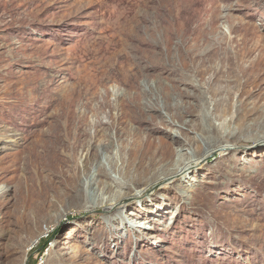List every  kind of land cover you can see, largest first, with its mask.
<instances>
[{"label":"rangeland","instance_id":"rangeland-1","mask_svg":"<svg viewBox=\"0 0 264 264\" xmlns=\"http://www.w3.org/2000/svg\"><path fill=\"white\" fill-rule=\"evenodd\" d=\"M172 13H199L193 26L245 48L249 85L262 88L255 104L263 107L264 0H0V264H264V133L244 136L249 125L259 129L252 98L241 126L235 110L218 118L186 99L189 128L171 146L192 164L111 185L120 193L110 199L104 176L83 192L64 181L63 165L42 156V143L71 114L88 135L69 163L75 182L86 173L87 147L90 171L96 149L109 168L105 144L116 159L110 173L123 177L115 135L125 139L126 128L170 140L162 132L175 126L151 122L147 111L139 118L126 105L134 85L165 114L176 102L161 36L169 28L160 25ZM104 99L114 106L111 119Z\"/></svg>","mask_w":264,"mask_h":264},{"label":"bare ground","instance_id":"bare-ground-1","mask_svg":"<svg viewBox=\"0 0 264 264\" xmlns=\"http://www.w3.org/2000/svg\"><path fill=\"white\" fill-rule=\"evenodd\" d=\"M200 16L199 13H172L163 17L161 21L163 23L160 24H164L166 29L167 27L169 28V32L168 30L164 31L161 36L164 38L163 48L167 54V61L165 62L172 65L168 73L169 76H172L169 81L177 94L174 104L170 101L167 102L168 106L166 109L168 114H165L159 105L149 99L148 91L145 87L142 88L143 92H139V87L134 85L135 90L132 95L134 103L131 102L126 105L128 108L134 109V113L139 115V118H144L143 112L147 111L150 113L149 119L151 122H156L163 126H175L174 130H170L171 134L159 130L170 140H165L164 138L160 140L153 139L144 133V128H141V126L133 129L126 128L124 132L125 139L115 135V140L118 142L117 154H119L123 164V177L110 173V170H115L116 159L111 146L105 144L104 151L109 168L98 161L101 153L96 149L91 152L93 158L97 159L93 167L95 173L90 171L91 169L88 166L90 148L87 147L83 156V170L86 173L75 182L77 178L75 177L76 167L69 163L74 158L77 150L85 148L81 139L88 135L86 130L83 129V123L80 121L73 123L75 119L70 113L72 120L69 117L63 128H61L62 130L57 128L55 132L52 131V135L41 146L43 150L42 156L49 157V159L52 158L59 163L60 167L63 165L66 168L64 170V181L68 185L75 183V188L79 186L80 191L84 192L85 187L90 189V185L94 183V180L102 175L105 179L110 180V183H106V187L103 185L101 189L105 188L106 191H111L107 198L110 199V197L118 196L120 193L113 191L111 185L121 188L126 184V180H132V182L148 180L154 177L158 171L166 170L165 166L169 164L172 165L170 173L182 172L193 161L191 159L187 164H182L179 153L183 148L181 146L174 148L171 143H176L178 141L176 136L184 134L183 131L189 128L188 123L190 120L185 117L192 114L191 111L193 109L186 99H198L202 109L205 108L209 111L210 116L216 115L218 118H223L229 112L235 110L238 113V118L234 120V123L237 124L238 122V126H241L243 124L240 123L239 119L245 113L246 105L252 98L254 105L251 106V109L258 112L260 116V119L255 120L258 124L255 126L259 129L253 130L252 127L254 125H249L245 130L246 134L244 136L253 137L256 135V137H259L264 133V128L262 127L264 126V106L261 107L255 104V99L262 96V88L258 87L256 82H253L255 89L250 88L248 77L251 75V66H246L245 48L240 45L215 41L212 37V32L205 33L199 26H193L194 20L200 19ZM213 29L214 27L211 30ZM156 31L152 29L149 32V37H152L153 40H157ZM145 45L152 49H158L157 44H153V42H146ZM161 69L165 73L168 71L163 67ZM181 85L185 89H181ZM101 107L106 108V112L111 119V111L114 106L104 99ZM130 112L131 110H129ZM129 117L132 116L129 115ZM117 122H123L122 113L118 116ZM208 122L210 127L215 129L212 117L208 119ZM112 124L113 122L110 123V125ZM98 125L94 124L92 127L95 132L98 130ZM229 125L227 124L225 128L229 129ZM155 127L156 125L152 129L158 130ZM148 129L150 130V127ZM60 130L62 131L61 135L59 134ZM36 150L37 148H35L37 153ZM176 168L180 169L177 170ZM98 192L99 190H90L91 198L89 197V202L95 203L96 198L99 196Z\"/></svg>","mask_w":264,"mask_h":264}]
</instances>
